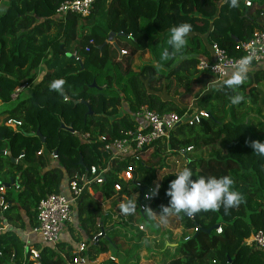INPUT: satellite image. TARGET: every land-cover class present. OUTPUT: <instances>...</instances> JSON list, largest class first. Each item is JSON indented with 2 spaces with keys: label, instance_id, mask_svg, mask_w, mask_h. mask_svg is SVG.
I'll return each mask as SVG.
<instances>
[{
  "label": "trees",
  "instance_id": "obj_1",
  "mask_svg": "<svg viewBox=\"0 0 264 264\" xmlns=\"http://www.w3.org/2000/svg\"><path fill=\"white\" fill-rule=\"evenodd\" d=\"M67 1L72 0H0V100L11 103L12 94L25 84L33 90L15 108L0 110V184L17 183L21 188L7 191L9 208L0 221L32 230L42 199L61 193L66 176L83 174L97 164L100 155L107 157L99 144L83 142L69 127L120 139L137 131L139 123L132 114L141 107L180 117L193 110L205 111L207 117L200 125L182 123L172 130L169 141L159 142L146 153L145 160L115 161L106 183L95 187L96 196L82 195L77 222L90 241L89 259L95 262L110 253L118 264L127 263L128 252L107 236H98L104 221L100 201L112 197L116 185L131 195L120 179L129 164L134 162L136 180L146 186L156 179L157 169L166 166L168 155H176L185 158L193 178L230 176L243 203L227 212L221 207L196 213L194 220L183 213L170 215L184 229L198 226L200 231L179 246V255L166 264H228L229 260L231 264H264V252L245 246L252 234L264 231V156L250 147L253 140L264 142V122L257 127L249 118L254 111L262 114L264 66L249 70L247 81L238 89L246 102L239 105L230 102L236 93L216 90L213 78L197 69L201 60H211L213 44L232 57H241L237 46L250 40L256 30H264V5L252 15L246 0H238L237 8H230L229 0H97L88 17H57V9ZM182 23L192 26L186 49L156 68L167 47L169 29ZM114 41L120 48L126 44L136 54H148L149 59L133 68L132 56L128 57L130 66L124 68L113 57L117 54L111 45ZM42 65L47 72L39 78L36 71ZM57 79L65 81L64 95L50 88ZM188 98L191 107L185 103ZM7 119L21 121L22 127L18 131L5 127L2 122ZM188 148L205 149L206 154L192 158ZM4 151L15 160L24 154V159L14 163ZM53 153L59 157L55 163ZM174 175L163 178L150 205L157 214L169 203L166 190ZM132 187V192L138 191ZM216 226L222 234L207 233ZM24 248L17 233L1 235L0 264H69L74 258V247L61 243L44 248L32 263L25 261Z\"/></svg>",
  "mask_w": 264,
  "mask_h": 264
},
{
  "label": "built area",
  "instance_id": "obj_2",
  "mask_svg": "<svg viewBox=\"0 0 264 264\" xmlns=\"http://www.w3.org/2000/svg\"><path fill=\"white\" fill-rule=\"evenodd\" d=\"M257 0H246L245 6L247 8H257L263 10L256 4ZM97 0H72L64 2L57 9L56 16H66L73 14L83 18L91 15L94 5ZM255 10V9H254ZM237 50L242 54L241 57H232L228 52L222 49L218 44H213L211 49V60L203 59L198 64V71L200 74H209L215 82L226 78V74L230 75L236 63L245 56H252L250 69L264 66V30H256L250 40L241 43L237 46ZM127 55V51L121 50L120 56ZM76 57V55H75ZM249 69V70H250ZM30 89V86L25 84L11 96L13 101L19 99L20 94ZM67 101V99L65 100ZM0 100V106H4ZM132 116L138 121L139 126L136 132L124 133L120 139H110L106 135L99 132H78L73 130V135L81 139L83 142L90 144H99L100 152L106 154L107 157L101 156L97 162L90 166L83 174H74L71 177L66 176L61 193L52 194L42 199L37 207V225L29 232L24 233L25 242V261L36 263L39 259L40 253L44 248L57 246L63 243V234L67 227L74 224L76 219V212L79 204V199L87 192L94 196L95 187H102L106 183V177L117 160L132 159L136 162L145 160L146 153H151L153 148L159 142H167L170 139V134L173 129L182 123H187L189 126L200 125L204 118L207 117L205 111L193 110L180 117L175 113L159 114L151 111L148 107H141ZM5 127L14 131H18L22 127V122L15 119H7L2 122ZM192 148H188L187 152H191ZM170 152H168L169 154ZM7 156V151L3 152ZM168 157H170L168 155ZM167 157V158H168ZM24 159V154L19 156L17 162ZM53 163L59 160L58 154L51 155ZM134 162L129 164L127 168L120 174V179L127 184V189L131 192L128 196L123 193V187L115 186V194L112 197L104 198L101 205L104 209V219H113V226L119 225L129 238L137 237L141 233H148V227L145 224H140L139 219L146 215L145 209L150 208L154 196L150 195V191L159 185L165 176L174 173L173 168H170L166 162V166L162 169H157L156 179L150 185L142 186L135 177L136 167ZM184 167L186 161L184 158ZM168 169V171H167ZM138 189L135 193L132 192V186ZM20 191L21 188L17 183L11 184L10 188ZM5 184L0 185V214H4L9 204L6 200V193L9 190ZM137 200V210L133 215H122L120 212V205L127 202V200ZM139 213V214H138ZM141 215L139 218L138 216ZM190 220H194L193 216H188ZM104 221L100 224L102 232L98 236H106ZM6 225L5 227H7ZM194 235L186 236L182 241L187 242L191 240L199 231L200 228L196 226L191 230ZM223 230L218 227L216 233L222 234ZM34 236V240L32 239ZM151 239L153 236L150 237ZM95 238L94 241H97ZM39 245L37 248L36 245ZM245 246L254 250L264 252V231H258L251 235L245 241ZM89 244L87 242H80L73 248L74 258L69 264H100L101 262H91L88 256ZM0 257L2 253L0 252ZM109 260L118 264L117 258L109 256Z\"/></svg>",
  "mask_w": 264,
  "mask_h": 264
},
{
  "label": "clouds",
  "instance_id": "obj_3",
  "mask_svg": "<svg viewBox=\"0 0 264 264\" xmlns=\"http://www.w3.org/2000/svg\"><path fill=\"white\" fill-rule=\"evenodd\" d=\"M230 8L238 7V0H229ZM192 26L188 23L178 24L169 29L166 40L167 47L163 49L156 62L155 67H161L162 62L169 61L177 56H181L187 47ZM252 62V56L242 57L232 69L231 74L226 78L218 80L213 86L216 90L229 89L234 94L230 98L232 105H239L245 101V97L239 94V87L248 79V72ZM65 81L57 79L51 82L50 88L60 95H64ZM253 152L264 156V142L253 140L250 143ZM194 177L191 168L183 167L178 169L168 185L166 195L170 198L167 206H161L159 214L151 208L144 211L151 219L159 216V223L167 222L170 215L183 213L187 216H193L199 212L217 211L221 207L225 212L229 209L237 208L243 203V196L240 192L233 189L234 181L228 176L221 177ZM159 185H156L150 191L151 196L158 194ZM137 210V200L129 199L120 205L122 215H133Z\"/></svg>",
  "mask_w": 264,
  "mask_h": 264
},
{
  "label": "rangeland",
  "instance_id": "obj_4",
  "mask_svg": "<svg viewBox=\"0 0 264 264\" xmlns=\"http://www.w3.org/2000/svg\"><path fill=\"white\" fill-rule=\"evenodd\" d=\"M256 4H257V6H263L264 0H257ZM254 9H257V8H254ZM254 9L251 13L252 15H255L256 10H254ZM0 11L3 12L2 10H0ZM121 47H122L121 50L127 51L128 54L126 56L122 57L121 59L118 58V54L113 55V57L116 61L123 63L124 68H127L130 65L134 68V67L139 65V62L143 63L149 59L148 54H146V53L145 54H143V53L142 54H136L135 52L132 51V48L126 44L121 45ZM128 57H131L130 58L131 59L130 65L127 64L128 60H129ZM260 90H261V98H260L261 103L260 104L262 105V107H261L262 114H258L257 111H254V112H251L250 116H249L250 121L255 123L257 127L260 126V123L264 122V84L260 86ZM19 102H20V100L19 101H17V100L13 101L9 105V107L15 108L19 104ZM185 103L188 104L189 107H191L192 106V99L188 98ZM205 154H206L205 149L203 151H199V152H197L195 150H191L189 157L194 158V157L204 156ZM166 162L169 164L170 168H173V170L175 171L174 173H176V171L178 169H182L184 167V158H182L181 156H176V155L170 156L166 159ZM167 171H168V169H167ZM140 216L141 215H139L138 218ZM108 220H109V218H108ZM111 221L115 222L113 219ZM112 222H109V224L112 225ZM176 222L177 221L174 222V218H172V216H168L166 223H164V224L159 223V225H162V229H166V232L161 234L160 244L157 246L155 240L149 241L151 246L156 247L157 249L159 248L158 250L160 251V253L158 256H160V257L171 258L177 252L176 250H173V249L165 250L166 247H165L164 243L167 240L170 241L172 244H177L181 241V239H184L186 236L194 235L193 232H188V231L187 232L185 231L184 233L181 232L180 234H176V233L174 234V232H170L168 228L172 227L175 230L174 226H175ZM145 223H146L148 229H150L151 231L159 228V226L157 224H155L154 222H151L150 220L145 221ZM74 227L75 226L72 224L70 227H67L66 231H65V233L66 232H67V234L71 233V235H72V242H71L72 247H74L73 245H77L78 243L83 242V241L90 243V241L88 240L86 235L80 231L74 230ZM152 227L154 229H152ZM155 234H157V232H155ZM111 235H112V237L114 236V238H115L114 239L115 244L121 246L120 247L121 251L122 252H128L130 259H132L135 262H138V264H140L141 261H142V264H166L167 263V260H163V259L157 260L156 256H154L155 258H153L152 256L150 258L147 255H143L145 252L141 251V250L144 248V246L147 242V240L143 239V237H139L137 239L136 237L133 236L134 239H131L132 242L129 244V242L127 241L128 240L127 236L122 235L121 229L111 231ZM147 245L149 247L146 246L145 249H146V252H149L151 250V249L149 250V248L151 246L149 244H147ZM125 262L134 264L129 259Z\"/></svg>",
  "mask_w": 264,
  "mask_h": 264
},
{
  "label": "crops",
  "instance_id": "obj_5",
  "mask_svg": "<svg viewBox=\"0 0 264 264\" xmlns=\"http://www.w3.org/2000/svg\"><path fill=\"white\" fill-rule=\"evenodd\" d=\"M116 45V42L114 41V42H112L111 43V45L113 46V47H115V45ZM121 45H123V44H121ZM120 48V47H119ZM122 49V47L120 48V50ZM117 51V50H116ZM117 54H118V58L119 59H121L122 57L120 56V52H118L117 51ZM47 72V67L45 66V65H42L37 71H36V73H37V76L39 77V78H42L43 77V75L45 74ZM32 88L30 87V89H26V90H24L21 94H20V96H19V99L17 100V101H21V100H23V99H28V98H30L31 96H32ZM13 102V100L11 101V103ZM11 103H9V104H5L4 106H0V110H2V111H5V109H7V108H9V109H13L12 107L10 108L9 107V105L11 104ZM16 163H18V162H16ZM64 183H65V181H64ZM63 183V184H64ZM11 189H13V188H11ZM10 190V189H9ZM8 190V191H9ZM14 190V189H13ZM16 191V190H15ZM96 191L94 190V196H92V197H95L96 196V193H95ZM91 196V195H90ZM104 198L102 197V199H101V201L103 200ZM101 201H100V203H101ZM104 210V209H103ZM1 216H3V214H0ZM172 218H174V222L175 221H177L176 222V224H175V230L171 227V228H168L169 229V231L170 232H174V234L176 233V234H180L181 232H185L186 231V229H184L181 225H180V222H179V220H177L174 216H172ZM147 220H150L151 222H154L155 224H157L158 226H159V228H157V229H154L153 227H152V229H154L153 231H151L150 229H148V233L146 234V233H141V234H139V236H137L136 238L138 239L139 237H143V239H145V240H147V242H146V244H145V246H144V248L141 250V251H144L145 253L143 254V255H147V256H149L150 258H151V256L153 257V258H155L154 256H156V259L157 260H167V263L171 260V259H173V258H175V257H177V255H179V252H178V248H179V246H180V242H182V240L183 239H181V241L179 242V243H177V244H172L170 241H166L164 244H165V250H168V249H173V250H176L177 252H176V254L173 256V257H171V258H168V257H160V256H158L159 255V253H160V251L156 248V247H153V246H151V244H150V242L149 241H153V240H155V242H156V245L158 246L159 244H160V240H161V234L162 233H164V232H166V229H162V225H159V216H156V218L155 219H151V218H149V216H144V217H142V218H140L139 219V222H140V224H145L146 225V223H145V221H147ZM75 221L76 222H74V230H77V231H80L81 232V229H80V226H79V224H78V222H77V212H76V219H75ZM104 225L106 226V228H105V233H106V236L109 238V239H111V240H113V242H114V236L112 237V235H111V231H115V230H119V229H121V232L122 231H125V232H128V230H124L123 228H121L119 225H115V226H113L112 227V225H113V222L111 221V219H104ZM109 222H112V225L111 224H109ZM6 225H8L7 227H5ZM70 227V226H69ZM146 227H147V225H146ZM70 230V229H69ZM10 231H12V232H15V233H17L18 234V236H19V238H20V240L21 241H23L24 243L26 242V239L24 238V233H26V232H29L30 230L29 229H26V230H22L21 228H18L17 226H15V225H10V224H8V223H6V222H2V221H0V236L1 235H4V234H6L7 232H10ZM66 231V230H65ZM71 231V230H70ZM155 232H157V234H155ZM187 232V231H186ZM122 235L124 236L125 234H124V232H122ZM125 236H127V235H125ZM151 236H153V238L151 239L150 237ZM63 243L64 244H66V245H72L71 244V242H72V235H71V233H68L67 234V232L65 233L64 232V234H63ZM33 240H34V236H33V238H32ZM128 239V240H127ZM127 241L129 242V244L132 242L131 241V239H134V237H132V238H129L128 236H127ZM130 240V241H129ZM84 242V241H83ZM115 243V242H114ZM147 244H149L151 247L149 248V252H146V246H148ZM117 245V244H116ZM74 247L76 246V245H73ZM118 247H121V246H119V245H117ZM149 247V246H148ZM109 256H112L110 253H108V254H103V255H101L99 258H98V260L97 261H99V262H103V261H106V260H109L108 258H109ZM118 260V259H117ZM129 260H131L134 264H138V262H135V261H133L132 259H130V257H129ZM118 262H119V260H118ZM126 264H131V263H126ZM140 264H142V261L140 262Z\"/></svg>",
  "mask_w": 264,
  "mask_h": 264
},
{
  "label": "water",
  "instance_id": "obj_6",
  "mask_svg": "<svg viewBox=\"0 0 264 264\" xmlns=\"http://www.w3.org/2000/svg\"><path fill=\"white\" fill-rule=\"evenodd\" d=\"M114 45H115V44H114ZM115 49H116L118 52H120V48H119L117 45H115ZM70 57H71V58H75L74 55H71ZM92 88H96V83L93 84ZM89 113L92 115V111H91V110L89 111ZM178 126H180V125H178ZM178 126H177V127H178ZM68 130H69L70 132H73V130L71 129V127H69ZM37 136H38V137H41V135H40L39 132L37 133ZM8 156L13 160L14 163L17 162L15 159L12 158V156H11L10 153L8 154ZM0 185H1V184H0ZM10 186H11L10 184H5V187H6L7 189H9ZM217 229H218V226H216V227H214V228L208 230L207 233H208V234H212V233H213L214 231H216ZM184 243H186V242H184V241L180 242V246L183 245ZM228 264H231V260H229V263H228Z\"/></svg>",
  "mask_w": 264,
  "mask_h": 264
}]
</instances>
